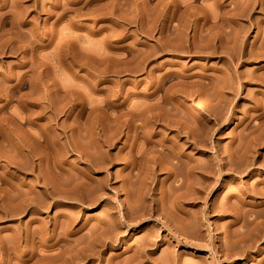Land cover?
I'll return each instance as SVG.
<instances>
[{
  "label": "rangeland",
  "instance_id": "374dc122",
  "mask_svg": "<svg viewBox=\"0 0 264 264\" xmlns=\"http://www.w3.org/2000/svg\"><path fill=\"white\" fill-rule=\"evenodd\" d=\"M262 210L264 0H0V264H264Z\"/></svg>",
  "mask_w": 264,
  "mask_h": 264
},
{
  "label": "bare ground",
  "instance_id": "6f19581e",
  "mask_svg": "<svg viewBox=\"0 0 264 264\" xmlns=\"http://www.w3.org/2000/svg\"><path fill=\"white\" fill-rule=\"evenodd\" d=\"M203 78H204V77H203ZM224 78H225V77H224ZM225 79H226V78H225ZM225 79H224V80H225ZM222 80H223V79H222ZM226 81H227V79H226ZM238 81H239V78H238ZM222 83H223V82H222ZM150 84H151V83H150ZM155 84H156V83H155ZM155 84H154V85H155ZM158 84H159V83H158ZM158 84H157V85H158ZM223 85H224V84H223ZM155 86H156V85H155ZM221 87H222V86H221ZM223 87H224V86H223ZM155 88L157 89L158 86L155 87ZM152 89H153V88H152ZM148 91H149V93L147 92V94H145V98H147V100L152 101V100H157V99H158V97L156 96V94H157V90H155V91H152V90L150 91V90H148ZM173 93H174V92H173ZM173 93H172V94H173ZM172 94H171V95H172ZM175 94H176V93H175ZM173 95H174V94H173ZM155 97H157V98H155ZM172 97H173V96H172ZM175 98H176V97H175ZM175 98H174V99H175ZM167 99H170V98H167ZM172 99H173V98H171V100H172ZM171 100H170V101H171ZM166 101H167V100H166ZM168 101H169V100H168ZM168 101H167V103H168ZM152 102H154V101H152ZM219 102H220V101H219ZM148 103H149V102H148ZM158 103H159V102H158ZM165 103H166V102H165ZM157 105H159V104H157V103H154V104H153V103H152V104H149V106L146 105L147 107L145 106L146 108H145L144 110L142 109V108H143V107H142V108H141L142 110H138V109H136V108H135V110H134V108H133L132 111H129V112H131V114H130V118H131V119H129V120L131 121V122H130V123H131V126L134 128V130H133V128H132V130L134 131V135H138V134H137V129L140 127V126H139L140 124H139V125H138V124L136 125V123L134 122L135 124L132 125V124H133L132 122H133L135 119L137 120L139 117H140V119H141L143 116H146L147 118L152 119L153 121H157V120L160 121V122L162 121V123H163L162 125H163L165 128H166V127L169 128V129H170V128H171V129L174 128V131L177 133V135H179V134L186 135V137H185L186 140H184V141L187 142V143H189V144L192 145L193 147H195V145H196L195 142H196V141L193 140L194 138L191 137V133H190V131H191L192 129L189 130V131H187L188 128H189V126H188L187 130H185L186 128H185V127H182V126H184L186 123H185V124L183 123L184 125L181 124V123H182V120H181V123H179L180 120H179L178 122H177V121H174L173 117H174V115H175V113H174L175 111H172L171 113H169V115H168L169 117L166 115V116H167V117L165 116L166 118H164V119L162 118V119H161L159 115L162 114V113H161L162 110L159 111V112H160L159 115L156 113V112H157L156 110H155V112H154V109L157 108ZM167 105L170 106L171 103H170V104H167ZM159 106H160V105H159ZM171 106H172V105H171ZM171 106H170V107H171ZM133 107H135V106H133ZM164 107H165V106H164ZM137 108H138V107H137ZM167 108H168V107H167ZM171 108H173V107H171ZM131 109H132V108H131ZM131 109H130V110H131ZM161 109H163V108L161 107ZM171 110H172V109H170V111H171ZM168 111H169V110H168ZM170 111H169V112H170ZM129 112H128V113H129ZM159 112H158V113H159ZM166 112H167V110H166ZM162 115H164V114H162ZM177 115H178V114H177ZM128 116H129V115H128ZM161 117H163V116H161ZM128 118H129V117H128ZM144 118H145V117H144ZM176 118H178V117H175V119H176ZM152 120H151L150 122H152ZM176 120H177V119H176ZM184 120H185V119H184ZM147 121H148V120H147ZM142 122H143V121H142ZM148 122H149V121H148ZM184 122H186V121H184ZM190 122H191V121H190ZM138 123H139V122H138ZM154 123H155V122H154ZM154 123H153V124H154ZM187 123H188V122H187ZM141 125H143V124H141ZM145 125H147V123H146ZM189 125H191V123H190ZM128 126H129V124H128ZM149 126H150V125H149ZM186 126H187V125H186ZM142 127H143V126H142ZM190 127H191V126H190ZM143 128H144V127H143ZM146 128H147V127H146ZM150 128H151V126H150ZM128 129H129V128H128ZM138 130H139V129H138ZM129 131H130V130H129ZM140 131H141V128H140ZM152 131H153V130H152ZM172 131H173V130H172ZM192 131H193V130H192ZM138 132H139V131H138ZM141 132H142V131H141ZM129 133H130V132H129ZM143 133H144V132H143ZM155 134H156V132H155ZM158 134H159V133H158ZM134 135H133V133H132L133 138H134ZM139 135H140V134H139ZM144 135H145V134H144ZM155 136H156V135H155ZM159 136H160V135H159ZM130 137H131V136H130ZM144 139L146 140V138H144ZM158 139H159V138H158ZM182 139H183V138H182V136H181V140H182ZM172 140H173V139H172ZM187 140H188V141H187ZM196 140H197V139H196ZM198 140H199V139H198ZM148 141H150V140H148ZM165 141L167 142L166 139H164V138L161 139V138H160V140H159L158 142H154V141H153V142H154V145H159V146L162 147V148L164 147V151H166V150L168 151V153L166 154L165 157H167V155L169 154L170 156L168 155V158H170L172 161H174L172 164H173L174 166H176L177 164L180 163L181 159L184 158L186 155L182 154V153H184L183 151L180 150V151L182 152V153H181V152H179V151L177 150V148H178V147H177L178 143L173 142V144H170V146H167L169 143H172V141L169 142V143H168V142L166 143ZM168 141H169V140H168ZM174 141H175V140H174ZM194 141H195V142H194ZM132 142H133V141H132ZM153 142H151V143L153 144ZM182 142H183V141H182ZM165 143H166V145H165ZM197 143H199V142H197ZM200 143H202V142H200ZM200 143H199V144H200ZM149 144H150V143H149ZM200 145H201V144H200ZM202 145H203V144H202ZM203 146H204V145H203ZM157 147H158V146H156V148H157ZM179 147H180V145H179ZM151 148H152V147H151ZM154 148H155V146H154ZM180 148H181V147H180ZM180 148H179V149H180ZM165 149H166V150H165ZM158 150H159V149H158ZM158 150H157V151H158ZM160 150H161V149H160ZM140 151H141V149H140ZM133 152H134V151H133ZM135 152H136V151H135ZM159 152H160V151H159ZM136 153H137V152H136ZM155 153H156V152H155ZM157 153H158V152H157ZM246 153H247V152H246ZM246 153H245V154H246ZM142 154H143V153H141V155H142ZM159 154H161V153H159ZM245 154H244V156H245ZM132 155H133V153H132ZM154 155H155V154H154ZM232 155H233V154H232ZM232 155H231V156H232ZM152 156H153V155H152ZM152 156H151V157H152ZM157 156H158V155H157ZM159 156H160V155H159ZM161 156H162V155H161ZM161 156H160V157H161ZM247 156H248V155H247ZM233 157H234V156H233ZM237 157H238V156H237ZM134 158H135V156H134ZM155 158H156V157H155ZM155 158H154V160H155ZM157 158H158V157H157ZM157 158H156V159H157ZM185 158H186V157H185ZM230 158H231V157H230ZM238 158H239V157H238ZM242 158H243V157H242ZM245 158H246V157H245ZM170 159H169V160H170ZM187 159H188V161H186V162H188L187 164H188V166H189V169L193 168V166H191L192 164L189 165V163H190V161H191L190 156H188ZM249 159H250V158H249ZM249 159H248V160H249ZM154 160H153V161H154ZM175 160H176V161H175ZM182 160H184V159H182ZM219 160H220V159H219ZM248 160H247V161H248ZM151 161H152V159H151ZM172 161H171V162H172ZM231 161H232V160H231ZM235 161H236V160H235ZM239 161H241V160H239ZM251 161H252V160H251ZM155 162H156V161H155ZM167 162H168V159H167ZM182 162H183V161H182ZM191 162H192V161H191ZM216 162H217V161H216ZM249 162H250V161H249ZM249 162H248V163H249ZM131 163H132V162H131ZM133 163H134V162H133ZM224 163H225V162H224ZM235 163H236V162H235ZM164 164H165V163H164ZM166 164H167V163H166ZM222 164H223V163H222ZM249 164H252V163H249ZM193 165H194V164H193ZM218 165H219V164H217V166H218ZM220 165H221V163H220ZM225 165H226V163H225ZM174 166H173V167H174ZM180 166H181V164H180ZM180 166H178V167H180ZM223 166H224V165H223ZM168 167H169V166H168ZM198 167H199V166H198ZM218 167H219V166H218ZM176 168H177V167H174V169H176ZM131 169H132V167H131ZM167 169H168V168H167ZM171 169H172V168H171ZM183 169H184V168H183ZM186 169H187V167H186ZM206 169H207V168H206ZM235 169H236V168H235ZM179 170H180V169H179ZM194 170H195V169H194ZM174 171H175V170H174ZM174 171H173V172H174ZM187 171H188V169H187ZM189 171H190V170H189ZM189 171H188V172H189ZM192 171H193V170H192ZM203 171H205V170H203ZM241 171H242V170H241ZM182 172H183V171H182ZM238 172H239V171H238ZM171 173H172V172H171ZM171 173H169V175H170ZM251 173H252V172H251ZM173 174H175V173H173ZM176 175H177V174H176ZM171 176H173V175L171 174ZM184 177H185V175H184ZM189 177H190V176H189ZM204 177H205V176H204ZM180 180H181V179H180ZM184 181H185V180H184ZM175 183H176V182H175ZM180 186H181V185L178 184V185H176L175 187L178 188V187H180ZM258 188H259V187H258ZM254 189H255V188H254ZM254 189H253V190H254ZM261 189H262V188H261ZM248 190H249V189H248ZM253 192H254V191H253ZM261 192H262V191H261ZM261 204H262V203H261ZM165 205H166V204H165ZM164 208H165V207H164ZM163 211H164V210H163ZM180 211H181V210H180ZM212 211H213V210H212ZM222 211H223V210H222ZM262 211H264V210H262ZM168 212H169V211H168ZM170 212H171V211H170ZM184 212H185V211H184ZM184 214H185V213H184ZM252 215H253V214H252ZM128 217H129V216H128ZM248 217H249V216H248ZM252 218H253V217H252ZM248 220H249V218H248ZM126 222H127V221H126ZM252 222H253V221H252ZM252 222H251V223H252ZM236 241H237V240H236ZM236 241H235V242H236ZM243 241H244V240H243ZM136 251H137V249H136ZM225 252H226V251H225ZM225 252H224V253H225ZM228 252H231V251H228ZM141 253H142V251H141L139 254H141ZM224 253H223V254H224ZM135 254H136V253H135ZM144 254H145V253H143V255H144ZM226 254H227V253H226ZM227 255H228V254H227ZM140 256H141V255H140ZM134 257H135V256H134ZM134 257H132V258H134ZM141 257H142V256H141ZM142 260H143V259H142ZM138 261H139V260H138ZM140 261H141V260H140ZM129 262H130V261H129ZM135 263H136V262H135ZM137 263H138V262H137Z\"/></svg>",
  "mask_w": 264,
  "mask_h": 264
}]
</instances>
